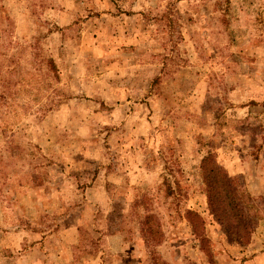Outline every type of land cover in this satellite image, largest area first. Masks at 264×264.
<instances>
[{
    "label": "rangeland",
    "instance_id": "rangeland-1",
    "mask_svg": "<svg viewBox=\"0 0 264 264\" xmlns=\"http://www.w3.org/2000/svg\"><path fill=\"white\" fill-rule=\"evenodd\" d=\"M0 264H264V0H0Z\"/></svg>",
    "mask_w": 264,
    "mask_h": 264
},
{
    "label": "trees",
    "instance_id": "trees-1",
    "mask_svg": "<svg viewBox=\"0 0 264 264\" xmlns=\"http://www.w3.org/2000/svg\"><path fill=\"white\" fill-rule=\"evenodd\" d=\"M202 170L206 185L209 210L216 221L242 243H248L252 234V221L246 214L247 196L211 155L204 159ZM191 219L193 226L200 219Z\"/></svg>",
    "mask_w": 264,
    "mask_h": 264
}]
</instances>
